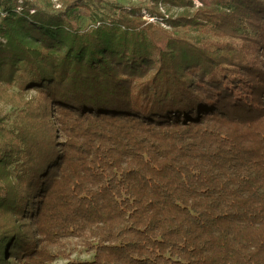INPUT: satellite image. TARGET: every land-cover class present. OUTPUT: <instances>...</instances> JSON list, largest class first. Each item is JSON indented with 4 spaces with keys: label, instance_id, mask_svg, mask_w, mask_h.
Returning <instances> with one entry per match:
<instances>
[{
    "label": "trees",
    "instance_id": "trees-1",
    "mask_svg": "<svg viewBox=\"0 0 264 264\" xmlns=\"http://www.w3.org/2000/svg\"><path fill=\"white\" fill-rule=\"evenodd\" d=\"M199 1L0 0V264H264V0Z\"/></svg>",
    "mask_w": 264,
    "mask_h": 264
},
{
    "label": "rangeland",
    "instance_id": "rangeland-1",
    "mask_svg": "<svg viewBox=\"0 0 264 264\" xmlns=\"http://www.w3.org/2000/svg\"><path fill=\"white\" fill-rule=\"evenodd\" d=\"M54 4V8L55 9H59L61 8L62 5V0H49ZM119 3L123 4L124 6H134V7H140V8H148L150 6H152V2L151 0H117ZM194 3L197 6H200V8H202L201 3L199 0H193ZM158 10L161 13L166 14L167 16H171V17H178L180 15H184L186 13V11H183L182 9H179L175 6H171V5H167V6H162V5H158ZM142 14L144 15V20H148L154 24H160L163 28H166L164 24H161V22H159V19L157 17H151L149 16V14L147 13L146 10H143ZM91 20L89 17V13H87L86 11H82L80 20L77 21L76 26L82 27L83 29L88 28L91 25ZM167 29H169V27H167ZM234 57L236 58H240V55L235 54ZM246 59H250V58H246ZM258 64H263L264 65V57L260 56L257 59H254ZM13 92H16L15 90ZM37 96V92L35 91H31L26 98L27 99H32L35 98ZM6 94L5 93H1L0 94V117L7 115L12 107L10 105V103H8L6 100ZM90 258V255H87L85 253H81L79 255H74L72 256V259H78V260H85ZM67 263L64 260H60L55 264H65Z\"/></svg>",
    "mask_w": 264,
    "mask_h": 264
}]
</instances>
